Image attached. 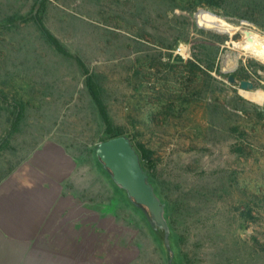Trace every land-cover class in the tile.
<instances>
[{
  "label": "rangeland",
  "instance_id": "obj_1",
  "mask_svg": "<svg viewBox=\"0 0 264 264\" xmlns=\"http://www.w3.org/2000/svg\"><path fill=\"white\" fill-rule=\"evenodd\" d=\"M213 1L0 0V177L61 139L88 204L80 242L46 238L38 264H264V102L245 95L264 91V62L245 47L246 31L264 39V0ZM210 52L215 70L190 81L187 63ZM88 76L114 128L153 152L169 248L95 154L108 135Z\"/></svg>",
  "mask_w": 264,
  "mask_h": 264
},
{
  "label": "crops",
  "instance_id": "obj_2",
  "mask_svg": "<svg viewBox=\"0 0 264 264\" xmlns=\"http://www.w3.org/2000/svg\"><path fill=\"white\" fill-rule=\"evenodd\" d=\"M9 167L0 177V264H38L46 238L79 243L88 222L85 185L62 140L45 141Z\"/></svg>",
  "mask_w": 264,
  "mask_h": 264
},
{
  "label": "water",
  "instance_id": "obj_3",
  "mask_svg": "<svg viewBox=\"0 0 264 264\" xmlns=\"http://www.w3.org/2000/svg\"><path fill=\"white\" fill-rule=\"evenodd\" d=\"M253 31H246L250 34ZM230 82H237L234 76ZM243 90H253L255 84L249 80H241ZM98 160L111 173L114 182L125 189L132 201L146 209L152 220L154 229L165 232V243L170 247L169 226L165 217V205L155 192L149 181V175L144 170L139 153L131 139L125 135L101 141L95 150Z\"/></svg>",
  "mask_w": 264,
  "mask_h": 264
},
{
  "label": "trees",
  "instance_id": "obj_4",
  "mask_svg": "<svg viewBox=\"0 0 264 264\" xmlns=\"http://www.w3.org/2000/svg\"><path fill=\"white\" fill-rule=\"evenodd\" d=\"M210 3H213V0H208ZM36 23L38 24L42 34L44 35L45 39L47 40V42L56 49V51L66 57L69 58H73L74 60H76V62L78 63V65L82 68V70L84 71V74L87 76L88 75V70L86 69L85 65L83 64L82 60L77 57L72 55L71 53H69L65 47L61 44V42L46 28L45 24L43 23V20L40 17H35ZM202 32H204L203 30H201ZM219 38V42L220 43H224L225 41L228 40L227 37H223V36H218ZM216 51H219V49H217ZM217 52H213V53H209L208 55H206V58H200L198 55H195L194 60H190L187 64L189 65L188 68V77L190 79V81H194L196 78H198L200 75H204L206 74L208 71H214L215 67H216V58L214 57V55H216ZM205 55V54H204ZM179 60L182 61L181 57H177ZM186 64V65H187ZM263 68V67H261ZM234 77H238L237 75H234ZM86 86L88 88V91L90 93L91 98L93 99L100 117L103 121L104 127H105V131L106 134L108 135L107 139L110 138H114L117 136H121L124 135L123 132L121 131H117L112 123V120L108 114L107 111V107L104 104L99 91L97 90L96 84L93 80V78L91 76H88L86 79ZM105 139V140H107ZM132 141V140H131ZM133 143V141H132ZM137 149V152L139 153L140 156V160H141V164L144 168V170L147 171V169H150L151 167V160L153 157V152L147 148H145V146H143L142 144H138V145H134ZM149 175V181L151 183V179H150V173L148 172ZM152 184V183H151ZM155 189V188H154ZM155 192L157 195H159L158 197L160 198L161 195L157 193V190L155 189ZM132 200V199H131ZM163 202V201H162ZM165 204V202H163ZM138 206V205H137ZM141 210L144 211V213L147 215L148 218H150V215L147 211H145L146 209H143L142 207H139ZM168 212L167 207H166V213ZM151 219V218H150Z\"/></svg>",
  "mask_w": 264,
  "mask_h": 264
},
{
  "label": "bare ground",
  "instance_id": "obj_5",
  "mask_svg": "<svg viewBox=\"0 0 264 264\" xmlns=\"http://www.w3.org/2000/svg\"><path fill=\"white\" fill-rule=\"evenodd\" d=\"M198 17L201 24L212 27L217 25L216 20L203 11ZM245 47L253 56L264 62V39L262 37L252 33L247 34ZM245 95L249 100L255 101L257 103L264 102V91H249L246 92Z\"/></svg>",
  "mask_w": 264,
  "mask_h": 264
}]
</instances>
